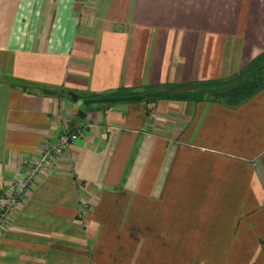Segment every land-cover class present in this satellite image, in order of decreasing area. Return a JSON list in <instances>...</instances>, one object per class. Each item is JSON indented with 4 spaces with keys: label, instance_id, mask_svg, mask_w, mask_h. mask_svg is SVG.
I'll list each match as a JSON object with an SVG mask.
<instances>
[{
    "label": "crops",
    "instance_id": "obj_1",
    "mask_svg": "<svg viewBox=\"0 0 264 264\" xmlns=\"http://www.w3.org/2000/svg\"><path fill=\"white\" fill-rule=\"evenodd\" d=\"M261 57L264 0H0V195L78 131L14 211L0 264H264V86L237 105L146 96Z\"/></svg>",
    "mask_w": 264,
    "mask_h": 264
},
{
    "label": "built area",
    "instance_id": "obj_2",
    "mask_svg": "<svg viewBox=\"0 0 264 264\" xmlns=\"http://www.w3.org/2000/svg\"><path fill=\"white\" fill-rule=\"evenodd\" d=\"M77 138L78 131H64L54 142L42 145L37 155L22 159L20 169L9 183L7 193L0 195V235L9 225L14 211L25 201L30 184L44 173L56 158L68 151Z\"/></svg>",
    "mask_w": 264,
    "mask_h": 264
},
{
    "label": "trees",
    "instance_id": "obj_3",
    "mask_svg": "<svg viewBox=\"0 0 264 264\" xmlns=\"http://www.w3.org/2000/svg\"><path fill=\"white\" fill-rule=\"evenodd\" d=\"M264 86V73L257 70H251L249 73L241 76L235 81L226 83L221 86L203 85L202 87H195L194 96H172L169 91H158L152 98H175V99H191L197 100L200 98H207L209 100L222 101L229 105H237L252 96L257 90ZM171 92L181 93L186 91H178L172 89ZM146 96L150 97L148 94Z\"/></svg>",
    "mask_w": 264,
    "mask_h": 264
},
{
    "label": "water",
    "instance_id": "obj_4",
    "mask_svg": "<svg viewBox=\"0 0 264 264\" xmlns=\"http://www.w3.org/2000/svg\"><path fill=\"white\" fill-rule=\"evenodd\" d=\"M67 97L72 101H76L78 98V94L73 91L67 92ZM145 97L144 94L136 93V94H127V95H109V96H101L95 98L85 99V103H93V102H113V101H129V100H137L143 99Z\"/></svg>",
    "mask_w": 264,
    "mask_h": 264
},
{
    "label": "rangeland",
    "instance_id": "obj_5",
    "mask_svg": "<svg viewBox=\"0 0 264 264\" xmlns=\"http://www.w3.org/2000/svg\"><path fill=\"white\" fill-rule=\"evenodd\" d=\"M253 70H257V71H260L261 73H264V57H261L254 64ZM192 87H195V86H191L188 90H186V92H182V94L181 93H176V92H171L172 87H163V88H160V89L150 90V91H147L146 94H148L151 99L158 93V91H161V90L169 91V94L171 93L172 96H181V95L194 96L195 92H197V91L194 90V88H192ZM82 102H84V100H82Z\"/></svg>",
    "mask_w": 264,
    "mask_h": 264
}]
</instances>
